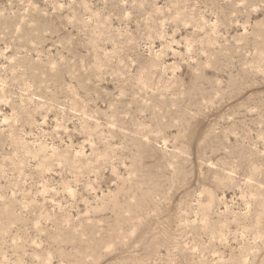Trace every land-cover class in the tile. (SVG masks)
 I'll list each match as a JSON object with an SVG mask.
<instances>
[{"label": "rangeland", "instance_id": "obj_1", "mask_svg": "<svg viewBox=\"0 0 264 264\" xmlns=\"http://www.w3.org/2000/svg\"><path fill=\"white\" fill-rule=\"evenodd\" d=\"M0 264H264V0H0Z\"/></svg>", "mask_w": 264, "mask_h": 264}]
</instances>
